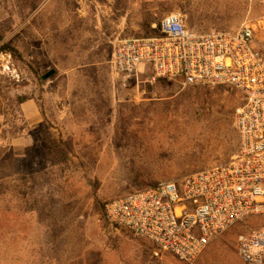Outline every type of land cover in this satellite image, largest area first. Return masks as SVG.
I'll return each instance as SVG.
<instances>
[{
  "label": "rangeland",
  "instance_id": "obj_1",
  "mask_svg": "<svg viewBox=\"0 0 264 264\" xmlns=\"http://www.w3.org/2000/svg\"><path fill=\"white\" fill-rule=\"evenodd\" d=\"M172 12L198 32L249 23L264 53V0H0V264H180L102 221L110 200L236 153L240 93L112 68L118 39ZM262 226L228 228L207 264H242L236 236Z\"/></svg>",
  "mask_w": 264,
  "mask_h": 264
},
{
  "label": "built area",
  "instance_id": "obj_2",
  "mask_svg": "<svg viewBox=\"0 0 264 264\" xmlns=\"http://www.w3.org/2000/svg\"><path fill=\"white\" fill-rule=\"evenodd\" d=\"M254 28L198 32L180 13L163 16L156 35L116 41L111 65L124 78L141 69L183 86H226L241 94L234 112L235 155L226 163L161 181L107 202L103 223L147 241L155 258L194 264L223 232L264 219V53ZM242 264H264V226L235 239Z\"/></svg>",
  "mask_w": 264,
  "mask_h": 264
},
{
  "label": "crops",
  "instance_id": "obj_3",
  "mask_svg": "<svg viewBox=\"0 0 264 264\" xmlns=\"http://www.w3.org/2000/svg\"><path fill=\"white\" fill-rule=\"evenodd\" d=\"M27 120L29 121L30 124H36L38 122H40V114L38 112H32L30 113L28 116H26ZM217 240L218 238L213 241L205 250L204 252L197 258L196 260V264H207L208 262H210V258L213 255H219V249L217 246ZM221 259V258H219ZM218 259V260H219Z\"/></svg>",
  "mask_w": 264,
  "mask_h": 264
},
{
  "label": "water",
  "instance_id": "obj_4",
  "mask_svg": "<svg viewBox=\"0 0 264 264\" xmlns=\"http://www.w3.org/2000/svg\"><path fill=\"white\" fill-rule=\"evenodd\" d=\"M54 74V71L53 70H50L49 72H47L44 76H43V79H47L49 78L50 76H52Z\"/></svg>",
  "mask_w": 264,
  "mask_h": 264
},
{
  "label": "trees",
  "instance_id": "obj_5",
  "mask_svg": "<svg viewBox=\"0 0 264 264\" xmlns=\"http://www.w3.org/2000/svg\"><path fill=\"white\" fill-rule=\"evenodd\" d=\"M1 47H2L1 48L2 51H10L9 50L10 49L9 46H7L6 44L2 45Z\"/></svg>",
  "mask_w": 264,
  "mask_h": 264
}]
</instances>
